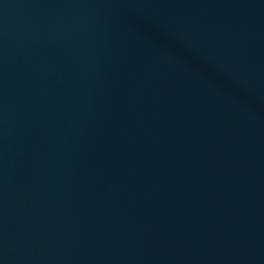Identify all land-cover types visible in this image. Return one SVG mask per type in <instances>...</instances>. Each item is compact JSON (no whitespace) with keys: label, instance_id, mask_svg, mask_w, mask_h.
Returning <instances> with one entry per match:
<instances>
[{"label":"water","instance_id":"95a60500","mask_svg":"<svg viewBox=\"0 0 264 264\" xmlns=\"http://www.w3.org/2000/svg\"><path fill=\"white\" fill-rule=\"evenodd\" d=\"M0 264H264V0H0Z\"/></svg>","mask_w":264,"mask_h":264}]
</instances>
